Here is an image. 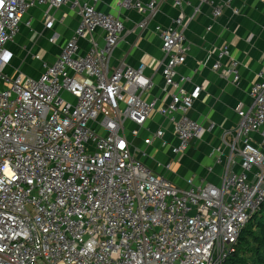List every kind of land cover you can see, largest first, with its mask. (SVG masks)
Listing matches in <instances>:
<instances>
[{
    "label": "built area",
    "instance_id": "1",
    "mask_svg": "<svg viewBox=\"0 0 264 264\" xmlns=\"http://www.w3.org/2000/svg\"><path fill=\"white\" fill-rule=\"evenodd\" d=\"M158 1L120 0L117 6L152 16ZM99 2L0 0V264H222L264 205V72L249 89L251 105L238 111L237 125L222 131L221 147L210 151L214 164L206 173L220 166L219 185L192 176L179 187L136 159L133 140L152 114L171 127L174 157L203 138V128L189 116L202 89L187 92L191 78L179 72L188 53L186 22L198 9L187 19L179 15L172 27H155L161 75L172 90L170 102L157 107L142 98L154 86L143 64L110 70L124 25L97 11ZM66 3L80 20L55 61L43 64L37 79L7 76L5 46L18 35L25 13L47 6L51 28L49 11ZM185 3L173 0L179 10ZM220 15L213 6L212 17ZM146 25L144 20L139 27ZM97 31L101 46L93 40ZM85 35L91 47L79 55ZM239 65L223 46L211 70L237 88ZM147 132L145 147L154 140L159 150L167 146L165 130ZM156 165L172 173L171 164Z\"/></svg>",
    "mask_w": 264,
    "mask_h": 264
},
{
    "label": "crops",
    "instance_id": "2",
    "mask_svg": "<svg viewBox=\"0 0 264 264\" xmlns=\"http://www.w3.org/2000/svg\"><path fill=\"white\" fill-rule=\"evenodd\" d=\"M78 1L93 4L92 0ZM119 1L100 0L96 5L97 11L118 16L124 25L122 38L109 62L110 70L121 65L137 68L143 64L145 74L151 77L154 86L142 98L148 102L155 101L157 107L170 102L172 90L165 88L161 75L164 57L155 27H172L179 15L183 14L187 19L198 9L195 18L186 22L184 35L188 53L179 72L191 78V82L184 86L187 92L192 91L194 87L202 89L200 97L192 105L189 116L203 128V138L190 146L183 155L174 157L171 148L177 145V141L171 127L164 119L152 114L145 128L140 130L133 142L138 149L136 156L142 155L148 149L159 151L158 140H154L153 145L147 148L142 139L148 136L147 129L153 132L162 128L165 130L167 146L160 149V152L165 150L167 153L164 156L165 162L174 158L171 171L177 174L169 175L157 165L151 169L170 178L173 184L182 188L185 187L183 179L192 176L204 177L212 184L219 185L218 177L222 173L220 166H215L212 173H206V167L214 164V156H211L210 151L212 147H221L222 131L231 130L237 125L238 111L251 105L249 89L257 81V73L264 72V0H208L213 6L221 9V15L215 19L212 17L213 6L200 3V0H186L182 10L174 6L173 0H160L157 11L152 16L148 13L139 14L132 8L119 9ZM149 1L151 0H142L144 3ZM226 2L229 8L224 5ZM233 9L238 10L239 14L233 15ZM46 10L45 5L31 7L22 18L18 35L5 46L9 62L4 72L10 78L21 75L37 79L42 73L43 64H52L73 36L80 20L76 8L66 3L57 9H51V28H46ZM144 20L147 25L142 29L139 24ZM26 23H29V26ZM93 40L101 46L102 33H94ZM223 46H227L230 55L240 63V84L237 88L211 70V65ZM90 47V36L85 35L78 42V54L84 55ZM221 63L225 64L226 59L223 58ZM222 152L226 154L224 147ZM236 171L239 172V169Z\"/></svg>",
    "mask_w": 264,
    "mask_h": 264
},
{
    "label": "trees",
    "instance_id": "3",
    "mask_svg": "<svg viewBox=\"0 0 264 264\" xmlns=\"http://www.w3.org/2000/svg\"><path fill=\"white\" fill-rule=\"evenodd\" d=\"M222 264H264V205L241 230L234 252Z\"/></svg>",
    "mask_w": 264,
    "mask_h": 264
},
{
    "label": "rangeland",
    "instance_id": "4",
    "mask_svg": "<svg viewBox=\"0 0 264 264\" xmlns=\"http://www.w3.org/2000/svg\"><path fill=\"white\" fill-rule=\"evenodd\" d=\"M65 97H66V95H65ZM253 136H255V135H253ZM129 138H131V137H129ZM166 154L167 153L165 152V150H163V151L160 152V150L158 151V149H156V150H154V149H148L147 150V155H148L149 158L148 157H143L140 154H137V156L135 155V157H136L137 160H140L146 167H148V168L151 169V167H156V162L157 163H161L163 165L172 164L173 161H174V158L173 159L170 158V160L169 161H166V162L164 161V156ZM172 173H173V176L175 174H177V173H174V171H172ZM169 175H172V174L169 173ZM181 178H184V177H181Z\"/></svg>",
    "mask_w": 264,
    "mask_h": 264
}]
</instances>
